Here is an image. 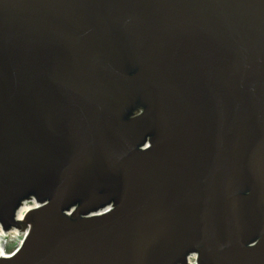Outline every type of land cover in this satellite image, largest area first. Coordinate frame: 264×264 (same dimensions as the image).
I'll use <instances>...</instances> for the list:
<instances>
[{
	"label": "water",
	"instance_id": "95a60500",
	"mask_svg": "<svg viewBox=\"0 0 264 264\" xmlns=\"http://www.w3.org/2000/svg\"><path fill=\"white\" fill-rule=\"evenodd\" d=\"M0 226V264H264V0H0Z\"/></svg>",
	"mask_w": 264,
	"mask_h": 264
},
{
	"label": "bare ground",
	"instance_id": "6f19581e",
	"mask_svg": "<svg viewBox=\"0 0 264 264\" xmlns=\"http://www.w3.org/2000/svg\"><path fill=\"white\" fill-rule=\"evenodd\" d=\"M36 205H37V203L34 202V201L31 202V203L26 202V203L22 204V206L20 207V209L18 210V213H17L18 220H21L22 217L24 216L25 212L31 210ZM27 232H28V230H22L23 238H24V235L27 234ZM8 236H11V237L14 238L12 241H14V240H16L18 238L19 239V243L23 239L20 236V229L14 228L10 232L3 233V229L0 227V256H7L8 255L6 252L3 251L4 242H5L4 238L8 237ZM189 264H193L192 260H190Z\"/></svg>",
	"mask_w": 264,
	"mask_h": 264
},
{
	"label": "rangeland",
	"instance_id": "374dc122",
	"mask_svg": "<svg viewBox=\"0 0 264 264\" xmlns=\"http://www.w3.org/2000/svg\"><path fill=\"white\" fill-rule=\"evenodd\" d=\"M21 237L23 238V234H22ZM11 238H12V240L14 239L13 237H9V239H11ZM16 240H15L14 243H11V241H9L8 243H6V245H5V251L7 252V254L12 253L18 247V245H17L18 244V241H16ZM192 262L195 263L194 260Z\"/></svg>",
	"mask_w": 264,
	"mask_h": 264
}]
</instances>
